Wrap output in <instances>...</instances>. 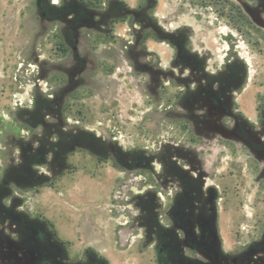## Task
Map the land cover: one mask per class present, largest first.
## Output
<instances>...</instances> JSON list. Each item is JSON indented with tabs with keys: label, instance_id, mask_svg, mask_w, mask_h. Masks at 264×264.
I'll use <instances>...</instances> for the list:
<instances>
[{
	"label": "flooded vegetation",
	"instance_id": "1",
	"mask_svg": "<svg viewBox=\"0 0 264 264\" xmlns=\"http://www.w3.org/2000/svg\"><path fill=\"white\" fill-rule=\"evenodd\" d=\"M159 6L160 0H139L137 6L111 0L105 10H94L82 0H60V6L37 0L40 18L61 25L60 44L72 53L57 66L58 88L42 97L41 133L59 144V152L48 156L51 177L71 169L67 160L77 150L112 163L125 175L127 188L139 187L130 203L139 208L142 238L154 246L157 264H264V216L246 225L224 216L228 189L216 175L221 156L229 151L249 160L264 181V79L252 75L238 39L245 38L252 50H264V0H173L167 15ZM189 9L209 26L227 25L229 34L221 40L229 48L221 61L209 43L196 41L193 24L181 22ZM128 19L134 40L126 43L127 59L136 74L148 76L142 84L156 110L174 125L168 138L156 136L152 146H125L116 128L97 136L70 125L64 114L89 71L90 59L80 48L83 33L111 30L114 21ZM164 46L166 56L159 50ZM4 173L0 187L7 192L15 184L4 180ZM141 173L149 181L139 179ZM3 196L0 264H108L89 249L70 261L48 220L23 211L11 191Z\"/></svg>",
	"mask_w": 264,
	"mask_h": 264
},
{
	"label": "rangeland",
	"instance_id": "2",
	"mask_svg": "<svg viewBox=\"0 0 264 264\" xmlns=\"http://www.w3.org/2000/svg\"><path fill=\"white\" fill-rule=\"evenodd\" d=\"M54 1L60 6V0ZM82 1L94 10H105L111 0ZM118 1L130 6L139 2ZM172 2L160 0L163 14L170 11ZM128 21H114L111 30L83 33L80 48L90 59L89 71L82 76L85 84L68 99L64 114L70 125L97 136H106L116 128L125 146H152L156 136L160 140L168 138L172 134L169 127L174 125L169 126L164 113L156 110L151 92L142 84L148 76L136 74L127 59L126 43L134 40ZM181 22L193 24L196 41L209 43L216 58L221 61L225 57L229 47L221 38L229 34L226 24L220 28L209 26L190 9ZM61 31L60 24L42 21L37 0H0V182L6 168L20 158L17 142L29 141L41 132L30 131L20 111L31 109L36 95L58 88L57 66L72 56L70 49L60 44ZM238 39L253 65L252 75L264 79V50H252L245 38ZM150 48L156 49L154 44ZM159 50L163 56L168 53L165 46ZM221 157L216 175L222 189H228L224 201L230 204L224 216L235 217L243 225L264 216V181L253 172L250 161L234 158L229 151ZM67 162L71 169L53 184L27 190L10 187L14 197L21 200V209L50 222L57 237L64 241L70 261L89 249L108 264H157L154 246L147 240L144 244L142 238L139 208L130 203L139 192L138 185L133 183L127 188L124 174L87 150H77ZM39 171L50 175L46 168ZM138 178L149 181L145 173Z\"/></svg>",
	"mask_w": 264,
	"mask_h": 264
},
{
	"label": "trees",
	"instance_id": "3",
	"mask_svg": "<svg viewBox=\"0 0 264 264\" xmlns=\"http://www.w3.org/2000/svg\"><path fill=\"white\" fill-rule=\"evenodd\" d=\"M42 97V95H36L33 108L30 110L24 109L20 111L19 116L25 120L26 127L30 131H35L37 129H40L41 131L40 127L42 125V120L46 116L45 108L42 103ZM51 126L57 128V124H52ZM34 136L40 140L36 142H25L23 140H19L18 148L20 149V158L18 162L11 163L4 171L5 181L10 180L17 187L26 190L53 184L54 181L58 179V177L64 174V172H60L52 178V173L50 172L51 170L47 166L49 161V153L53 151V153L56 155L59 152L58 142L53 141L55 138L48 136L44 139V133L41 132L40 134ZM40 168H46L50 175L40 172ZM5 191L6 190H4V188L1 186L0 196L3 194L5 196L11 191V189L8 188V191Z\"/></svg>",
	"mask_w": 264,
	"mask_h": 264
}]
</instances>
